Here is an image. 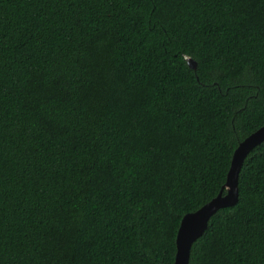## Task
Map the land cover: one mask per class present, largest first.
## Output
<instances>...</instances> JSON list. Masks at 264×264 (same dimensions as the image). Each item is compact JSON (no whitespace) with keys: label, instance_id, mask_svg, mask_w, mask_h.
Segmentation results:
<instances>
[{"label":"trees","instance_id":"1","mask_svg":"<svg viewBox=\"0 0 264 264\" xmlns=\"http://www.w3.org/2000/svg\"><path fill=\"white\" fill-rule=\"evenodd\" d=\"M262 127L264 0H0V264H174ZM190 264H264V142Z\"/></svg>","mask_w":264,"mask_h":264},{"label":"water","instance_id":"2","mask_svg":"<svg viewBox=\"0 0 264 264\" xmlns=\"http://www.w3.org/2000/svg\"><path fill=\"white\" fill-rule=\"evenodd\" d=\"M186 60L190 68L197 69L195 60L191 57H186ZM263 142L264 127L240 143L234 152L227 181L219 195L196 212L187 214L183 218L176 238L177 252L174 264H190L192 247L203 237L212 217L220 210L234 207L238 203L239 177L244 161Z\"/></svg>","mask_w":264,"mask_h":264}]
</instances>
